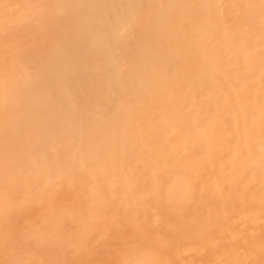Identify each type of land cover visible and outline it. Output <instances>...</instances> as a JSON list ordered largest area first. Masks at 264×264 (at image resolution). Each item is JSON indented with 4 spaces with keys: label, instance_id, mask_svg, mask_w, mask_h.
<instances>
[{
    "label": "bare ground",
    "instance_id": "1",
    "mask_svg": "<svg viewBox=\"0 0 264 264\" xmlns=\"http://www.w3.org/2000/svg\"><path fill=\"white\" fill-rule=\"evenodd\" d=\"M0 264H264V0H0Z\"/></svg>",
    "mask_w": 264,
    "mask_h": 264
}]
</instances>
